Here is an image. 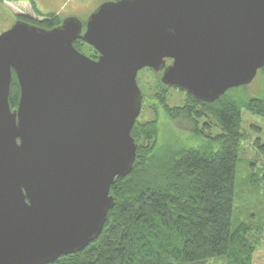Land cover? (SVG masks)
Returning <instances> with one entry per match:
<instances>
[{
  "label": "water",
  "instance_id": "1",
  "mask_svg": "<svg viewBox=\"0 0 264 264\" xmlns=\"http://www.w3.org/2000/svg\"><path fill=\"white\" fill-rule=\"evenodd\" d=\"M263 67L264 0H108L84 32L70 16L0 33V264H48L100 235L136 159L140 70L213 102Z\"/></svg>",
  "mask_w": 264,
  "mask_h": 264
},
{
  "label": "trees",
  "instance_id": "2",
  "mask_svg": "<svg viewBox=\"0 0 264 264\" xmlns=\"http://www.w3.org/2000/svg\"><path fill=\"white\" fill-rule=\"evenodd\" d=\"M49 22L52 27L61 20L51 14ZM74 45L80 51L87 45L90 57L98 58L83 40ZM154 72L158 81L151 93L142 91L141 111L153 118L137 119L132 129L138 145L133 170L111 186L115 205L102 232L83 250L48 264H202L218 256L227 264H253L263 228L234 224L233 216L240 153L249 134L243 110L264 119V67L256 76L263 81L259 92L243 85L213 102L164 84L162 73ZM170 89L184 96L179 104L168 103ZM19 99L14 75L12 108ZM253 144L264 154L261 138Z\"/></svg>",
  "mask_w": 264,
  "mask_h": 264
},
{
  "label": "rangeland",
  "instance_id": "3",
  "mask_svg": "<svg viewBox=\"0 0 264 264\" xmlns=\"http://www.w3.org/2000/svg\"><path fill=\"white\" fill-rule=\"evenodd\" d=\"M29 0H13L0 2V33L8 30L16 21L17 14H30L36 16L31 10ZM38 10L42 14H56L60 17L76 16L82 22H86L88 17L105 1L108 0H34ZM80 4L79 6H75ZM82 52L91 56L92 52L87 45L82 47ZM153 70L142 69L138 73V83L145 94L151 93L150 88H154L158 81ZM262 76H258L250 85L249 91L259 92L262 87ZM184 96L178 90L170 89L168 92V103L179 104ZM146 118H153V114L143 113L138 117L140 121ZM164 119L165 117L162 116ZM243 128L248 134V140L244 142L240 153V160L236 181V203L233 216L234 224L236 220L248 222L263 228L260 241L257 242V249L254 254L253 264H264V154L260 153L253 141L261 138L264 143V119L249 111L243 110ZM165 120V119H164ZM165 123V122H164ZM164 125L163 132L167 127ZM251 125L259 127L254 129ZM250 126V128H249ZM254 180V182H253ZM202 264H227L225 257H214L204 261Z\"/></svg>",
  "mask_w": 264,
  "mask_h": 264
},
{
  "label": "flooded vegetation",
  "instance_id": "4",
  "mask_svg": "<svg viewBox=\"0 0 264 264\" xmlns=\"http://www.w3.org/2000/svg\"><path fill=\"white\" fill-rule=\"evenodd\" d=\"M7 0H0V2L2 3H6ZM17 1V0H15ZM28 4L31 8V10L33 11V13L36 15V16H32L30 14H17V13H14L13 15L16 16V21H19V20H22V21H25V22H28L30 24H33V25H36V26H39V27H42V28H47V29H50V28H53L55 26H58L59 24L62 23V21L67 18V17H60L59 15H56V14H53L55 18H59L61 20V23H59L58 25H55V26H52L50 27V19H51V14H42L38 8H37V5H36V2L34 0H29L28 1ZM80 4H77L75 6H79ZM20 16H23L24 18H21ZM70 17V16H68ZM76 17V16H74ZM89 18V17H88ZM87 22V21H86ZM86 22H83V32L85 31V27H86ZM97 59V58H96Z\"/></svg>",
  "mask_w": 264,
  "mask_h": 264
}]
</instances>
